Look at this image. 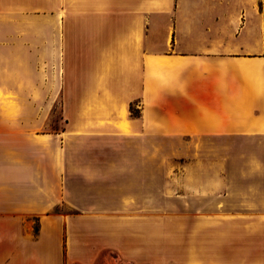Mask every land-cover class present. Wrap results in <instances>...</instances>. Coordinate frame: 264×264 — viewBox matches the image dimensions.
Listing matches in <instances>:
<instances>
[{
	"label": "crops",
	"instance_id": "obj_1",
	"mask_svg": "<svg viewBox=\"0 0 264 264\" xmlns=\"http://www.w3.org/2000/svg\"><path fill=\"white\" fill-rule=\"evenodd\" d=\"M262 3L0 0V264H264ZM60 91L76 113L49 152ZM69 151L114 209L48 214ZM161 160L167 198L128 196L159 190Z\"/></svg>",
	"mask_w": 264,
	"mask_h": 264
},
{
	"label": "rangeland",
	"instance_id": "obj_2",
	"mask_svg": "<svg viewBox=\"0 0 264 264\" xmlns=\"http://www.w3.org/2000/svg\"><path fill=\"white\" fill-rule=\"evenodd\" d=\"M264 2V0H263ZM262 9H263V3H262ZM161 35H162V28L160 29ZM49 65H52L49 63ZM53 68V65L51 66ZM55 70V68H54ZM50 75H54L53 69L49 68V86L52 85V79H50ZM54 86V83H53ZM53 89V87H49V92ZM67 97H70L68 100V106L67 103ZM71 97L67 96L60 91L59 93H49L48 95V108H47V114L45 121H43L41 125V130L46 132L48 134V143H49V152L55 151V150H66L65 144H64V132L67 129H70V119L72 118L73 114L76 112L71 109ZM32 100L33 98L37 99L36 103L39 105V96H31ZM34 102V101H33ZM132 111H134V108L131 106ZM42 114L44 115L43 111ZM71 151L67 154L66 158V165H67V175L68 177V183H66L65 187L69 188L68 193L65 192L66 196L65 199L62 200V203H59L51 208H49L48 214H62V215H72L76 213H80V208L78 206H81L85 208L89 202L97 201L98 198L103 199V202L105 204H111L107 205V209H114L115 202L119 200V191L115 190L113 187L114 184L107 183L105 185L100 186L101 190H92V186L88 183L81 182V185L83 188L82 190L78 191L77 183H80L77 177V175L72 174V165L71 163L74 161L76 162V159L71 158ZM163 161V162H162ZM162 165V173L160 176V185L159 190H154L152 192L151 190H144V191H135L128 193V196H131L132 194L137 195V199L140 201H143L145 199H151L152 197H158L162 200H165L167 198V160H161ZM73 175V176H72ZM91 187V188H90ZM50 194V193H49ZM78 200H82L81 204L78 203ZM72 203L78 204L76 206H73ZM131 209H140V211L143 209V207H136ZM144 210V209H143ZM132 256V257H131ZM144 257L141 254L136 255H130V257H124L121 254H118L116 251H110L109 252V260L111 264H148V262L141 261ZM132 258H136L137 262L132 261Z\"/></svg>",
	"mask_w": 264,
	"mask_h": 264
},
{
	"label": "trees",
	"instance_id": "obj_3",
	"mask_svg": "<svg viewBox=\"0 0 264 264\" xmlns=\"http://www.w3.org/2000/svg\"><path fill=\"white\" fill-rule=\"evenodd\" d=\"M263 14H264V2H263ZM130 111H131V113H134V114L137 112V111H135V110L132 111L131 106H130Z\"/></svg>",
	"mask_w": 264,
	"mask_h": 264
}]
</instances>
